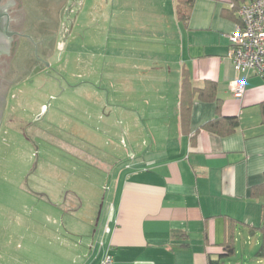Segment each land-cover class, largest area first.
Returning <instances> with one entry per match:
<instances>
[{
  "label": "crops",
  "instance_id": "0c3cea01",
  "mask_svg": "<svg viewBox=\"0 0 264 264\" xmlns=\"http://www.w3.org/2000/svg\"><path fill=\"white\" fill-rule=\"evenodd\" d=\"M177 1L101 0L89 12L85 84L94 109L87 115L102 123L94 131L106 151L94 153V134L87 160L108 173L109 198L89 251L75 261L71 247L64 249L63 221L41 220L38 234L45 241L52 236L56 246L47 252L50 246L40 244V260L103 264L110 254L113 264H264V196L252 197L264 184V79L249 76L244 96L235 97L233 84L244 75L229 59V36L240 22L231 6L254 0H195L188 23L178 18ZM186 76L191 110L185 126ZM210 83L217 99L202 101L195 92ZM231 118L239 121L231 135L204 129ZM34 195L48 202L39 205L42 211L76 214L77 204L61 194ZM228 220L237 222L235 254L224 258ZM18 255L29 264L35 256Z\"/></svg>",
  "mask_w": 264,
  "mask_h": 264
},
{
  "label": "rangeland",
  "instance_id": "374dc122",
  "mask_svg": "<svg viewBox=\"0 0 264 264\" xmlns=\"http://www.w3.org/2000/svg\"><path fill=\"white\" fill-rule=\"evenodd\" d=\"M94 1L26 2L36 28L26 27L28 40L19 57L14 56L5 92L0 94V264H29L15 256L26 252L35 254L30 264L42 260L52 264L38 257L40 244L50 246L47 252L56 246L52 236L46 241L40 237L44 234H38V225L54 218L63 221V235L69 241L64 249L70 246L71 257L77 260L78 254L89 251L99 213L108 203L109 175L87 160L94 134H98L94 153L106 151L104 137L94 131L102 129V123L87 115L94 108L86 95V30L92 7L101 5L97 3L101 0ZM38 190L52 198L61 194L67 203L77 204L75 216L58 208L42 211L40 206L47 201L34 195ZM29 226L34 227L31 235ZM29 238L30 246L24 243Z\"/></svg>",
  "mask_w": 264,
  "mask_h": 264
},
{
  "label": "built area",
  "instance_id": "2783aa9c",
  "mask_svg": "<svg viewBox=\"0 0 264 264\" xmlns=\"http://www.w3.org/2000/svg\"><path fill=\"white\" fill-rule=\"evenodd\" d=\"M235 7L234 4L231 6ZM240 22L235 32L229 36V59L239 74L244 75L233 84L235 97L242 98L246 92V80L251 75L264 79V0L244 3L239 10ZM103 264H113L107 254Z\"/></svg>",
  "mask_w": 264,
  "mask_h": 264
},
{
  "label": "trees",
  "instance_id": "16d2710c",
  "mask_svg": "<svg viewBox=\"0 0 264 264\" xmlns=\"http://www.w3.org/2000/svg\"><path fill=\"white\" fill-rule=\"evenodd\" d=\"M177 13L178 18L184 22L188 23L195 0H178L177 1ZM240 6L238 3L235 4L233 12H237ZM191 88L189 76H186L184 79V98H183V114H182V121L183 125H187L190 117V110H191V103L187 101L185 98V92ZM192 92V90H191ZM195 92V90L193 91ZM195 94L199 96L202 101L206 102H214L217 99V88L215 84H208L206 89L196 91ZM226 123V125H225ZM239 127V121L237 119H221V120H214L213 122L208 123L204 129L206 131L216 133L219 135H231L233 134L236 129ZM264 196V184L262 186H257L252 189V197L260 198ZM228 240L224 244V258H230L235 254V246H234V239L232 236L233 228L237 225V222L234 220H228ZM264 229V224L263 227ZM212 264H219L214 262Z\"/></svg>",
  "mask_w": 264,
  "mask_h": 264
},
{
  "label": "flooded vegetation",
  "instance_id": "af4514ba",
  "mask_svg": "<svg viewBox=\"0 0 264 264\" xmlns=\"http://www.w3.org/2000/svg\"><path fill=\"white\" fill-rule=\"evenodd\" d=\"M27 1L2 0L0 10V66L4 64L7 58L19 57L22 44L28 40L25 33L26 27L36 28V22L30 18Z\"/></svg>",
  "mask_w": 264,
  "mask_h": 264
},
{
  "label": "water",
  "instance_id": "95a60500",
  "mask_svg": "<svg viewBox=\"0 0 264 264\" xmlns=\"http://www.w3.org/2000/svg\"><path fill=\"white\" fill-rule=\"evenodd\" d=\"M1 3H2V0H0V10H1ZM13 58L12 59L7 58V60L4 62V64H1V66H0V94L5 92L7 72L10 68V65L13 61Z\"/></svg>",
  "mask_w": 264,
  "mask_h": 264
}]
</instances>
